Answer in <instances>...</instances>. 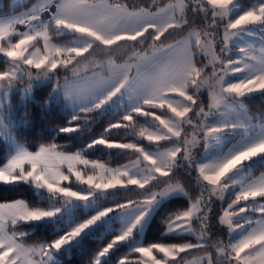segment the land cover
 I'll list each match as a JSON object with an SVG mask.
<instances>
[{
    "label": "snow or ice",
    "instance_id": "obj_1",
    "mask_svg": "<svg viewBox=\"0 0 264 264\" xmlns=\"http://www.w3.org/2000/svg\"><path fill=\"white\" fill-rule=\"evenodd\" d=\"M234 3L235 0H173L158 12H151L143 9L130 11L129 6L120 0H45L42 4L33 5L27 12L0 14V53L11 61L10 69L0 72V89L10 92L25 77L30 87L31 81L58 77V70H63L64 83L61 84L57 78L56 86L80 107L79 114L73 116L68 126L61 128L62 132L77 131L80 124L73 121H87V113L100 110L115 98L127 95L134 101L132 106L125 110L121 122L111 123L105 132L127 128L138 116L151 117L158 122L159 131L148 134L147 140L165 141L172 145L164 151L159 150L164 146L158 145L153 155L133 143H121L104 136L93 139L87 148L104 146L109 149H132L142 155L148 167L140 168L137 164L134 171L127 168L109 170L104 164L93 161V171L99 168L111 174L107 177L87 175L86 178L85 173L76 168L77 164L87 166L90 163L81 152L69 154L61 151L56 144L40 145L36 151H29L24 146L17 147L8 162L0 167V182L4 185L31 184L38 189H47L54 196H60L63 203L49 208L29 206L24 200L0 203V264H52L56 252L109 213L115 210H141L132 224L98 252L93 264H100L101 258L110 250L131 237L134 228L157 201L177 193L191 199L185 190L186 185L180 182L176 174V169L185 165V171L189 174L197 170L199 173L196 182L200 198L193 204V208H199L198 218L201 220L202 231L196 237V242L153 243L148 247L139 245L132 250L148 257L146 264H181V253L205 246L212 247L204 234L208 220L205 209L211 210L210 198L220 190L227 192L230 186L241 184L239 191L233 193L234 199L228 204V209L219 216V223L227 225L229 235L227 245L218 247V251L223 254L219 264H264V203L257 200H264V179L259 183L249 182L247 186H243L237 179L249 168L248 162L264 157V132L249 135L247 119H253L250 117L226 120L218 125L211 124L207 119L215 113L231 112L233 105L242 97L264 92V40L258 49L251 44L241 46L240 55L236 59L225 60L215 54L217 41L212 33L219 27L218 20L224 26V36L219 44L222 45L220 53L225 56L230 53L233 38L251 35L252 29L256 27L264 32V0L258 6L243 10L235 19H230L229 13ZM197 14L201 22L211 21L206 35L211 36L212 59L209 63L213 65L212 78L215 84L209 85L212 103L208 105L207 113L199 101V91L208 83V79L203 76L208 65L198 67L191 53V48L195 46L200 47L206 55L209 54L201 44L199 33H196L197 39L194 42L191 33L188 39L167 45L161 39L165 33L173 34L169 30L191 28L197 22ZM230 30L233 31L230 33ZM146 33L148 36H145ZM67 34L76 37L72 45L57 46L53 43L54 37ZM14 36L18 37L15 42L12 39ZM41 40L46 54L36 56L30 53L29 48L35 47ZM126 45L129 50L148 45V50L143 53L133 52L124 64L109 60L107 63L95 64L90 76L81 74L78 57H83L85 53L91 54L97 48L112 53ZM218 60L222 72L219 75L215 69ZM32 69L36 70L35 73ZM69 72L71 76L67 75ZM228 73H241L243 77L229 83L225 79ZM240 107L243 108V105ZM213 108L215 113L212 112ZM153 109L168 111L171 116L162 117ZM201 116L205 117L203 126L200 121L193 122L194 117ZM185 125L194 132L199 130L197 134L203 140L206 150L211 144L218 143L226 130L239 129L242 135L226 153L204 164L193 159L192 148L196 140L182 138V132L187 136ZM140 135L144 136V132ZM65 165L67 174L62 170ZM71 176L79 184L87 185V189L73 190L70 185L64 184ZM174 179L177 181L175 184L168 183ZM159 184L165 187L157 192L151 191V188ZM130 185L138 186L148 195L138 203L129 201L100 211L98 215L77 223L71 230L47 243L29 246L23 242L27 233L19 232L17 228L22 222L30 223L53 217L72 200L88 201L95 192L116 189L118 186L128 188ZM205 192L209 197L207 201L204 199ZM133 204L136 206L133 207ZM201 205L202 208L199 207ZM256 213L260 216L254 219ZM193 220L192 208L173 213L165 219L167 232L179 236L194 235L191 227ZM154 251L163 254V257L157 258L153 255ZM204 259L207 264H217L211 255L202 258L199 264H203ZM118 264L125 262L120 260Z\"/></svg>",
    "mask_w": 264,
    "mask_h": 264
},
{
    "label": "rangeland",
    "instance_id": "obj_2",
    "mask_svg": "<svg viewBox=\"0 0 264 264\" xmlns=\"http://www.w3.org/2000/svg\"><path fill=\"white\" fill-rule=\"evenodd\" d=\"M44 2H45V0H0V8L7 9L9 14H19L22 12L29 11L33 7V5H39V4H42ZM172 2H173V0L170 1V3H172ZM259 2H260V0H258L256 2L257 4L256 3L255 4L258 6ZM170 3H168V4H170ZM243 4H244L243 0H235V3L231 7V10L229 13L230 19H235L239 14L242 13L241 6ZM165 6L166 5L160 7L159 9H157L156 11H153V12H158L160 9H163ZM253 6L254 5H252V7ZM42 15L46 16L47 14L42 13ZM210 22L211 21L209 20L203 26H194L193 28L186 30L185 33L182 35V38L178 40V41H183V40L188 39L189 34L191 33L192 34L191 40L194 42L197 39L196 33H199V38L201 40V44L205 48V50L209 53L206 55L204 51H201L200 47L193 46L191 48V53L194 55V59H195L197 66L202 67L204 65H208V67L205 68L204 73H203V76L208 79V83L204 84V86L199 91V101L201 102V106L204 107V110L206 113L209 112L208 105L212 103V101L209 97V85L215 84V80L212 78L213 65L209 63V61L212 59L211 45H210L211 36L206 35V33L209 31L208 24ZM217 23L219 24V27H218L216 32L212 33V35H214L216 37V41H217V44L215 47V54L217 56H220L222 59H225V60L226 59H236L240 55L239 48L241 46L251 44L253 47L258 49L260 47L261 41L264 40V32L260 31L259 27H256V28L252 29L253 34H251V35L245 34L240 39L233 38V43L230 45V53L228 54V56H225L224 54L220 53V47L222 45L219 44V41L224 36V26H223V23L220 22L219 20L217 21ZM21 30H24V29H21ZM182 31L181 30H175V31H173V33H179ZM231 31H233V30H230V33H231ZM12 39H13V42H15V40L18 39V37L14 36ZM75 41H76V37L72 34H67L65 36H59V37L53 38V43L57 46H70ZM172 43H175V42H172ZM29 52L36 55V56L45 55L46 53L44 52L43 41L41 40L40 43H38L35 47H30ZM133 52L143 53L145 51L139 50V49L129 50L127 45L124 48L117 49L115 52H112V53H109L107 50H104L102 48H97L95 51L91 52V54L85 53L83 57L77 58L80 61L78 68H79L81 74H86V75L90 76L92 74V71L94 70L95 64H100L102 62L107 63L109 60H114L117 64H124L126 61H128V58L130 56H132ZM25 55H28V53H25ZM120 57H122V59H120ZM6 61H7V64L5 66H3V64L6 63ZM10 67H11V61L9 60V58L5 57L2 53H0V72L7 71L10 69ZM215 69H216V72L218 75L222 74L221 64H220L219 60L215 64ZM32 71L35 73L36 70L32 69ZM67 75L71 76V73L69 72V73H67ZM64 76H65V72L63 70H58V77L35 79V80L31 81L30 87L27 86L29 81H28L27 77H25V79L22 82L18 83L16 85V87L13 90H11L10 92H5L3 89H0V122H2V124H0V137L2 139H4L9 144V157H8V159H10V156L12 154H14L17 147H19V146L27 147L25 144H23L18 139L16 132L13 129V125L15 123L14 119L12 118L13 95L16 93H20L22 96V99L24 101L33 99L34 98L33 93H34V89L36 87H39L43 84H46L50 81H53L55 84L54 92H53V100L56 103L63 102L66 107H68L74 111H78L80 105L78 103H76L75 101L67 98L64 95L63 90L56 86V79L58 78L59 82L61 84H63L64 83ZM242 77H243V74H241V73H237L234 75L232 73H228V75L225 77V79L228 80L227 82L230 83V82L238 81ZM263 93L264 92L252 93L248 96L240 98V100L238 102H236V104L233 105L232 111L228 112V113H225V112L215 113L216 110L213 108L212 112L215 114H213V116H209L207 119L210 120L209 122L211 124H217L218 125V124L224 123L226 120H236V119L244 120V119L250 117L253 119L252 120L247 119V123L249 124V135H255L259 132H264V114L260 113V112H252L250 110V107H249L250 98L257 96V95H261ZM133 102L134 101L132 99L128 98L127 95H124L122 97L115 98L113 100V102H111L108 105H105L102 109H100L98 111H100L101 113H104L107 111H112V112H117L119 110L124 111L127 108L131 107ZM241 104L243 105V108L240 107ZM160 111L161 112H156V114L161 115L162 117L171 116V113L168 111H165V110H160ZM197 111H198V109H197ZM197 121H200L201 126H203V122L205 121V117H203V116L194 117L193 122L196 123ZM157 125H158V122L154 121V125L146 126L144 129L135 133L137 140L143 141L145 143H141L139 141H128V142L117 141V142L136 144L138 148H143L146 152L152 153L153 155H155L158 145L164 146V147L159 149L160 151H164L165 149H170L172 147V145L169 143H166L165 141H149V140H147L146 137L148 134L159 131V127H157ZM160 127H162V126H160ZM184 127L187 131V136H185L184 133L182 132V138L189 140V141L192 140L193 138L196 140V144L192 148L193 159L198 161V162L204 163V164H209L212 161H214L215 159H217L218 156L221 155L223 152L226 153L228 151V149L232 148L233 145L236 144L237 141H239L241 139V135H242V133L239 129H237L235 131L226 130L223 133L221 140L218 143L211 144L209 146V148L206 150L204 147L203 140L201 139L200 135L197 134L199 130L197 129L194 132L193 129L191 127H189L188 125H185ZM77 131L71 132L69 134L76 133ZM142 131L144 132V136L140 135V133ZM98 138H100V137H98ZM36 150H38V148L34 149V150H29V151H36ZM127 150L134 151L132 149H127ZM61 151H63V150H61ZM65 152H67L69 154L77 153V152H71V151H65ZM136 153H137V156H135L133 159L127 161L124 164H120V165H116V166L104 163V162L99 161V160L90 159V158H88L87 155H84L81 153L85 159L90 161V163L87 166L82 165V164H77L76 168L78 170H81L83 173H85V178H86L87 175H96L97 177L103 175V176L107 177L108 175L111 174L110 172H105L104 169H99V168L95 169L93 171L92 170V164H91V162H93V161L104 164L105 167L109 170H115V169L124 170L127 168L129 170L134 171L135 166L137 164L140 168L148 167V162L143 161L142 155L140 153H138V152H136ZM8 159L5 162V164L8 162ZM248 165H249V168L244 171L243 175L241 177H237V179L242 182L243 186H247V184L249 182L259 183L261 181V179H264V169H262L260 172H258L259 168L262 165H264V157L254 158L253 161L248 162ZM3 166L4 165H2L1 167H3ZM181 167H184V166H181ZM185 168H186V165H185ZM62 170L65 171V174H67V166L66 165L63 167ZM177 171L179 174H185V172H186L185 169H180V170L176 169V172ZM186 173H188V172H186ZM191 174L193 175V179H194V182L191 186H190V183L186 184L185 181H180V182L184 183L186 185L185 190L189 192L190 197H192L191 194H193L194 192L197 193V198L196 199L191 198V203L189 206V208H192L193 215H194V220H193L191 227L194 231V236L197 237L200 235V233L202 231L201 220L198 218V217H200V211H199V208H193V204H195L196 200L200 198V189L198 188V185L196 182V178L198 177L199 173L197 170L196 172H194V171L191 172ZM191 174H190V179L192 180ZM0 183H2V182H0ZM153 183H155V182H153ZM168 183L175 184L176 181L172 180V181H169ZM203 183L206 184L207 182H203ZM20 184H24V183H20ZM64 184L70 185V187H72L73 190L85 191L87 189V185H81L78 182H76L74 176H71L69 181H65ZM15 185H17V184H15ZM29 185H31V184H29ZM31 186H33L40 193L41 199H44V200L47 198L53 199V201L48 206L42 207V208H49V207L55 206L56 204H62L63 203V199L60 196H58V195L54 196L53 194L49 193L47 191V189H43V188L38 189L34 185H31ZM136 187H138V186H136ZM163 187H165V185L159 184V186L154 187L153 189H151V191L157 192ZM209 187H212V186H209ZM216 187L219 188V186H216ZM240 187H241V184H238L236 186H230V188L227 192H223L222 190H220L217 192L216 195L211 196V198H210L211 199V210L209 211L208 209H205V212L208 215L207 231H205V233H207L206 236L210 235L208 228L212 226L213 220L215 218H218V221H219V216L223 215L224 210L228 209V204L231 203V201L234 199L233 193H237L239 191ZM130 188H131V185L128 186V188H121L118 186L116 189H109L107 191L95 192L90 197V199L88 201L72 200L71 202L65 204L61 208V211L58 212L55 216L50 217V218H45V219H42L39 221H33V222H53V223H56L57 221L64 220L65 222H63V223L57 222V230L64 228L65 226H68L65 228V231H64V233H65V232L71 230V228L74 225H76L77 223L82 222V221H84V220H86V219H88L94 215H98V213L100 211L106 210L108 208H115L116 205L122 204L121 201H123V200H122L121 196L119 194H117L116 192L121 191V190L126 191V190H129ZM147 195H148L147 192L144 195H142L140 198V201H142L145 198V196H147ZM175 196H184V195L178 194V193L172 194L168 197L162 198L159 201H157L151 207V209L148 210L147 214L143 217L140 224L134 228L131 237L124 242H120L119 244L116 245L115 248L110 250V252L106 256L101 258L100 264L109 260L110 255L113 251H115L120 246H122L126 243H129L130 241L134 242L132 249L136 246H139V245L145 246V247L150 246V245L144 244V238H145L147 228H148L154 214L156 213L157 209L159 208V206L162 203H164L165 201H167V200H169ZM184 197H186V196H184ZM221 197H223V199H221ZM204 199L206 201L209 199L207 192L204 193ZM257 200H259L260 203H264V200H260V198H257ZM140 201H138V202H140ZM12 202H14V201H12ZM12 202H7V203H12ZM127 203L128 202H126L125 204H127ZM132 206L135 207L136 204H133ZM199 207L202 208L203 205H201ZM140 211L141 210H138V209H127L126 211H123V212L120 210H115V211L109 213L107 216L101 218L99 221H97L94 225L90 226L88 229L84 230L80 234L79 237H77L70 244L62 247L58 252H60L64 249H69L72 244L80 241L83 236L92 232L95 228H97L98 226H100L102 224L106 226V231H111V230L115 229L118 233L117 235H119L130 224H132L135 221V219L140 215ZM79 213H85L86 215L84 217L76 218V215H78ZM216 213H218V214L216 215ZM259 216H260V214L256 213L254 216V219L259 218ZM71 222H73V223L71 224ZM30 223H32V222H30ZM223 225L227 227L226 224H223ZM227 230H228V228H227ZM64 233H62L59 236H62ZM168 234H171V233H168ZM132 249L130 250V252H134ZM219 254H221L223 256L222 253H219ZM153 255H155L157 258L163 257V254L155 252V251H154ZM205 255L206 256H209V255L212 256V253L209 252V253H206ZM148 259H149L148 257H144L142 254H140L139 256H133V255L132 256L131 255L118 256V259L116 261H114L112 264H118V262L120 260H123L125 262V264H132L133 262H136V261H139L141 264H146ZM54 262H55V258H53L52 263H54ZM181 264H184V263H181ZM203 264H207L206 259L203 260Z\"/></svg>",
    "mask_w": 264,
    "mask_h": 264
},
{
    "label": "trees",
    "instance_id": "obj_3",
    "mask_svg": "<svg viewBox=\"0 0 264 264\" xmlns=\"http://www.w3.org/2000/svg\"><path fill=\"white\" fill-rule=\"evenodd\" d=\"M171 0H120L121 3L127 4L129 10H149L151 12L156 11L160 7L167 5ZM258 0H243L244 4L241 6V11L247 10L256 5ZM261 2V0H260ZM256 3V4H255ZM8 13L7 9L0 8V14ZM207 21L201 22L199 14H197V22L193 23L194 26H203ZM182 32L173 33L169 35L165 33L162 37L164 44H170L176 42L182 38V35L186 30ZM173 32V30H169ZM145 36H148L146 33ZM150 43V39H149ZM148 50V45H140L131 48L130 50ZM122 59V57H120ZM6 63L3 64L5 66ZM54 82L50 81L34 89L33 99L24 101L20 93L13 95L12 100V118L15 123L13 129L16 132L18 139L27 146L29 150L39 148L40 145L56 144L60 150L81 152L87 155L88 158L93 160H99L111 165L124 164L127 161L137 156V153L131 150L122 149H109L104 146H96L95 148H87V145L98 137L104 136L106 139L115 141H139L137 140L135 133L144 129L146 126L154 125V121L151 117L138 116L134 118V121L129 127H121L120 129H112L110 133H106L105 129L111 123L121 122V116L125 110H119L117 112L107 111L101 113L100 111H93L86 114V120L73 121V123H79L80 127L78 131L73 134L65 133L61 131V128L68 126L72 121L73 116L78 115L79 111H74L64 105L63 102L56 103L53 100ZM249 107L252 112H260L264 114V93L261 95L250 98ZM152 111L161 112L159 109H153ZM85 115V114H82ZM128 124L129 122H122ZM145 143L143 141H139ZM9 157V144L0 137V167L5 164ZM185 169L184 167H178L177 170ZM264 169L262 165L258 172ZM177 178L180 181H185L186 184H193V175L186 173L179 174L176 172ZM173 181H176L174 179ZM177 182V181H176ZM159 186V185H157ZM153 189V188H151ZM125 204L129 201H140L142 195L146 192L139 189L136 186H131L129 190L118 191ZM192 199L197 198V193L191 194ZM15 200H24L29 206H48L53 199H41L40 193L29 184H17V185H4L0 183V203L12 202ZM191 203V199L184 196H175L164 203H162L154 214L145 234L144 244L151 245L153 243L173 244V243H195L196 236L178 234H168L165 219L176 212L186 211ZM218 213H216L217 215ZM85 213H79L76 218L84 217ZM59 223L65 222L57 221ZM57 222H32L21 223L17 226L19 232L27 233L23 238V242L27 244H41L47 243L50 240L57 238L64 233V228L57 230ZM73 222H71L72 224ZM210 235L207 236L209 244L212 247L205 246L204 248L192 249L188 253H181L184 263L193 258H199L206 253L211 252L213 259L217 261V264L222 260L223 256L219 254L218 247L227 245L229 240L227 227L220 224L218 218H215L212 222V226L208 228ZM115 229L106 231L105 225H100L92 232L86 234L80 241L71 245L69 249H64L55 253V262L52 264H93V260L98 252L106 246L117 235ZM205 235L207 233H204ZM134 245L133 241L126 243L110 255V259L101 264H112L118 259V256H139V253L130 252ZM179 260V257H177ZM132 264H141L139 261Z\"/></svg>",
    "mask_w": 264,
    "mask_h": 264
},
{
    "label": "crops",
    "instance_id": "obj_4",
    "mask_svg": "<svg viewBox=\"0 0 264 264\" xmlns=\"http://www.w3.org/2000/svg\"><path fill=\"white\" fill-rule=\"evenodd\" d=\"M130 11H132V10H130ZM6 14H9V12L6 13ZM24 243H25V242H24ZM25 244H26V245H29V246H35L34 244H27V243H25ZM36 245H38V244H36ZM206 257H207V256L204 255V256L199 257V258H193V259H190V260L184 262V264H189V262H191V264H199V262H201V258H206Z\"/></svg>",
    "mask_w": 264,
    "mask_h": 264
}]
</instances>
